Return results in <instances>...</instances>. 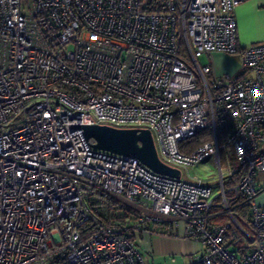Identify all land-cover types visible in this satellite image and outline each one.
<instances>
[{"label": "built area", "instance_id": "obj_1", "mask_svg": "<svg viewBox=\"0 0 264 264\" xmlns=\"http://www.w3.org/2000/svg\"><path fill=\"white\" fill-rule=\"evenodd\" d=\"M243 1L0 0V264H144L151 234L199 242L187 264H264V42L238 45ZM215 52L238 71L215 74ZM92 124L147 129L180 174L96 148ZM208 161L215 185L189 172Z\"/></svg>", "mask_w": 264, "mask_h": 264}, {"label": "rangeland", "instance_id": "obj_2", "mask_svg": "<svg viewBox=\"0 0 264 264\" xmlns=\"http://www.w3.org/2000/svg\"><path fill=\"white\" fill-rule=\"evenodd\" d=\"M208 59L206 56H202L198 58V62L200 64L207 63ZM212 61V60H211ZM91 117H94V112H90ZM235 162V161H233ZM235 165V163H233ZM191 174H196L204 180H209L212 184L218 181L217 179V169L215 168L212 161L203 162L196 166H193L189 169ZM184 173V172H183ZM185 174V173H184ZM255 185L257 188V202L258 200H264V172H257L255 175ZM219 192L218 187H214V195ZM258 204H260L258 202ZM237 205L232 206L233 215L235 212ZM212 213H218L215 218H210L212 222H221L223 225L230 224L234 230L237 228L235 227L234 222L232 221L230 215L226 213L222 207L213 208ZM235 216V215H234ZM247 227V226H246ZM248 228V227H247ZM235 237L238 240H241L242 243H246L247 245L251 246V242L245 240L242 237V234L239 230L235 231ZM161 236L158 237H151L150 240L148 239H141L138 241V246L141 254L144 258V264H187L191 262L195 255L201 252V244L197 241L182 238V237H174L171 235H164L158 234ZM166 239H170L175 241L177 244L180 245L179 248H172L167 249L165 241ZM236 244L230 245V248H235Z\"/></svg>", "mask_w": 264, "mask_h": 264}, {"label": "water", "instance_id": "obj_3", "mask_svg": "<svg viewBox=\"0 0 264 264\" xmlns=\"http://www.w3.org/2000/svg\"><path fill=\"white\" fill-rule=\"evenodd\" d=\"M84 134L95 140L96 148L116 154L134 156L155 172L172 176L179 169L163 163L157 156L151 133L147 129L115 128L106 125H84Z\"/></svg>", "mask_w": 264, "mask_h": 264}, {"label": "crops", "instance_id": "obj_4", "mask_svg": "<svg viewBox=\"0 0 264 264\" xmlns=\"http://www.w3.org/2000/svg\"><path fill=\"white\" fill-rule=\"evenodd\" d=\"M237 41L241 48L248 47L255 43L264 42V0H245L236 8ZM213 72L217 75L234 74L239 69V55H229L222 52H215L210 58ZM259 205H264V200H258ZM257 202V203H258ZM161 235H145L141 239L150 240L151 237ZM141 240V241H142ZM167 249L179 248L175 241L166 239Z\"/></svg>", "mask_w": 264, "mask_h": 264}, {"label": "trees", "instance_id": "obj_5", "mask_svg": "<svg viewBox=\"0 0 264 264\" xmlns=\"http://www.w3.org/2000/svg\"><path fill=\"white\" fill-rule=\"evenodd\" d=\"M210 137H211V129L210 128L204 129L203 131H201V132L195 134L194 136L190 137L186 142L187 144L182 145L181 150L189 151V150L193 149L194 147L202 144L203 142L209 140ZM229 153H230L232 163H235V162H233V161H235V157H234V155L230 149H229ZM242 172L243 171H239V172L235 173L233 175L232 179L226 183V186L230 185L233 182L238 181ZM234 205L235 206L237 205L235 212H234L235 218L244 227H246V226L249 227L250 219H249V213H248L249 212L248 206L246 204L242 203L241 199L238 200ZM214 208H218V207H214ZM234 232H235V230L232 227H230L226 233V238H229L230 236L235 235ZM238 244L242 245L243 243L241 241H238Z\"/></svg>", "mask_w": 264, "mask_h": 264}]
</instances>
